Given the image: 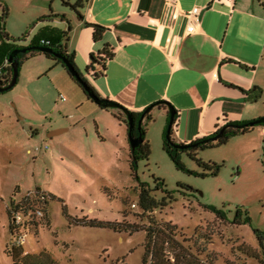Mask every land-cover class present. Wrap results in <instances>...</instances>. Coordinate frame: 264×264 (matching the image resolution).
Here are the masks:
<instances>
[{
  "label": "rangeland",
  "instance_id": "1",
  "mask_svg": "<svg viewBox=\"0 0 264 264\" xmlns=\"http://www.w3.org/2000/svg\"><path fill=\"white\" fill-rule=\"evenodd\" d=\"M65 1L0 0V59L14 41L27 47L33 39H56L53 30L60 25L43 28L40 20L67 9ZM3 29L12 40L2 38ZM64 70L38 54L24 61L16 86L0 93V264H14L7 252L15 245L13 201L38 188L49 196L47 215L26 231L25 253L47 250L58 264H143L147 233L125 228L148 226L152 217L178 226L177 239L202 261L261 264L254 230L264 231V124L198 152L202 163L219 166L215 175L186 153L183 168L177 166L164 148L168 122L155 111L145 126L151 154L139 161L137 179L128 126L115 116L119 111L89 100ZM260 78L263 91L253 93L257 119L264 117V72ZM158 179L165 192L156 190ZM142 184L157 199L168 192L174 201L143 214ZM207 206L224 209L227 220L217 219ZM238 208L248 212L250 223H233Z\"/></svg>",
  "mask_w": 264,
  "mask_h": 264
},
{
  "label": "crops",
  "instance_id": "2",
  "mask_svg": "<svg viewBox=\"0 0 264 264\" xmlns=\"http://www.w3.org/2000/svg\"><path fill=\"white\" fill-rule=\"evenodd\" d=\"M263 2L83 0L75 10V3L68 0L64 4L71 7V14L67 9L52 12L65 19L53 17L40 24L60 25L57 31L69 32L68 52L75 53L78 70L101 98L135 113L161 101L170 103L178 113L172 137L189 144L228 123L260 116L253 93L263 91ZM196 6L202 10L197 32L185 35L187 19L181 14ZM96 25L106 28L100 41L94 39ZM106 45L113 57L104 67L95 64L88 71L92 57ZM155 111L168 122L167 106L155 107L151 115Z\"/></svg>",
  "mask_w": 264,
  "mask_h": 264
},
{
  "label": "trees",
  "instance_id": "3",
  "mask_svg": "<svg viewBox=\"0 0 264 264\" xmlns=\"http://www.w3.org/2000/svg\"><path fill=\"white\" fill-rule=\"evenodd\" d=\"M264 5V2H263ZM83 6V0H77L75 4L73 5V8L76 10L78 8H81ZM61 17L62 19H65V15H58V14H51L48 16H45L41 19V21H44L46 19H52V18ZM106 32V28L102 26L96 25L94 27V39L95 41L102 40L104 33ZM54 36H57L56 39L52 37H43L40 40L33 39L28 46H45L42 45V41H50V45L47 47L52 48L54 51L61 53L69 58L70 62L74 65V67L78 70L76 63H75V53L74 52H68V49L66 47V42L68 40V31L59 32L57 30H53ZM2 38H4L7 41L12 40L10 36L6 33L5 29L2 30L1 34ZM65 42V44H64ZM20 47L18 44H16V41H14L13 46H9L5 48L6 50L3 52V56L0 59V71L3 69L7 71V68H4V65L6 61H9V57L11 53ZM38 54H43L37 51H30L25 54H19L18 58L20 61V69L24 61L30 59L31 57H34ZM47 56V58L55 60L56 66L61 65L69 74V76L72 78L74 82H76L84 91L86 96L89 100H91L84 90V88L75 80V78L70 74L66 66L64 65L63 61L56 58L55 56L51 54H44ZM113 51L111 48L106 45L103 51L98 56L92 57V64L88 67V71L93 69L95 67V64L105 66L107 60L111 59L113 57ZM9 75H12L13 77V68H9ZM79 71V70H78ZM80 72V71H79ZM82 75V74H81ZM83 79L87 81V79L82 75ZM91 90L98 95L96 90L91 86V84L88 82ZM99 96V95H98ZM159 107L166 108L164 104L159 105ZM144 112V111H143ZM143 112L141 113H135L131 112L132 116L135 119V125H137L138 120L141 118ZM115 116L123 123L127 124L126 116L122 111H119V113L115 114ZM178 113L176 111L175 114V122L177 120ZM153 119L151 115V111L148 112L145 116V122L143 124V131L146 132L145 126L146 123L151 121ZM169 122V120H168ZM246 122H231L227 125H237V124H243ZM168 125V124H167ZM254 127H248L245 129H234V128H228L226 131V134L224 137H222L220 140L216 142H208V143H200L197 146H191L187 149H177L173 146V142H176L173 137L170 141L167 138V128L164 132V138H165V144L164 148L166 152L169 153L171 158L174 160V162L177 164L179 168H183V163L181 162V154L186 153L189 157H191L194 160L197 159L198 152L200 150H204L207 148H213L217 147L223 144H226L232 136L248 133L250 132ZM218 131H216L214 134L203 138V139H211L212 137L216 136L218 134ZM130 133L129 126H128V134ZM133 136L138 135V130L135 127L133 132ZM173 136V132H172ZM145 141L140 144L135 150L131 149V158H130V166L132 169V172L136 174V178L138 179L137 171H138V164L141 160H148L151 154V145L150 142L146 139V135L144 137ZM202 139V140H203ZM201 140H197L195 142H199ZM194 143V142H193ZM199 164L202 165L205 169L211 170L214 169V174L216 175L219 171L218 165H209L204 164L201 162V160H198ZM156 189L157 190H163L166 191L165 183L164 181L157 180L156 182ZM180 187L186 189L187 191H191V188H185V186L180 185ZM151 189L148 188L146 185L142 184L140 186V201L139 205L141 209L143 210V214H151L154 211L158 209H164L165 207L169 206L173 201V196L169 194L168 192L165 197L162 199H157L154 197L151 193ZM41 189H37L36 196L30 197L29 195H26L21 201L16 202L13 201L12 206L10 208V214L11 217H13V212L22 210L24 214L26 215L28 213V210H34L35 206H37L39 203H43L46 207V204L48 203L49 196L45 193H42L41 196H43L44 200L42 201L40 197ZM207 210L212 211L217 219L220 220H227V212H225L224 209H219L215 206H207L205 207ZM237 215L235 219L233 220V223H237L240 225L250 223L251 219L249 217L248 212H244L242 209H237ZM127 231L133 232L138 231L140 229H144L147 233V240H146V254L144 257L143 264H215L214 258H210L208 261H202L197 255L193 254L189 247H186L179 239H177L178 236V226L174 225L173 223L169 222H158L154 218H150V224L145 227H140L139 225H127L125 228ZM13 223H11V233L13 234ZM255 235L257 236V240L259 242V246L261 249V264H264V231H261L259 229L254 230ZM252 251V257L258 258L255 250ZM9 256L12 258L14 264H58V262L52 257L49 251L43 250L39 253H25L23 250V247L13 245L10 249L7 250ZM251 254V253H250Z\"/></svg>",
  "mask_w": 264,
  "mask_h": 264
},
{
  "label": "water",
  "instance_id": "4",
  "mask_svg": "<svg viewBox=\"0 0 264 264\" xmlns=\"http://www.w3.org/2000/svg\"><path fill=\"white\" fill-rule=\"evenodd\" d=\"M30 51H37V52H40L43 54H51V55L55 56L56 58L62 60L64 65L66 66V68L70 72V74L84 88V90L88 94L89 98L93 102H95L96 104H98L99 106H101L104 109H117L118 111H122L126 116V120H127L128 126H129V130H130L129 140H130V146H131L132 150H135L140 144H142L145 141L144 137L146 135V132L143 131V124L145 122L146 114L161 104L166 105L168 107V110H169V122L167 125V138L170 141L172 140L171 139L172 138V129H173V126L175 124L176 109L170 103L165 102V101H161V102L150 105L149 107H147L144 110L141 118L137 122V125H135V119L132 116L131 111H129L127 108H125L124 106H122L118 102H115L113 100H109L106 98H101L100 96L96 95L91 90L88 82H86L83 79L81 73L70 62L69 58L66 57L65 55L61 54V53L54 51L52 48L47 47V46H27V47H23V48H19V49L14 50L9 57V63L11 64V67L13 68V77H12L11 82L6 87L0 88V92L8 91V90H10L16 86V84L18 83V78H19V74H20V61H19L18 55L20 53L24 54V53H27ZM263 124H264V117L259 118L257 120L249 121V122H246L243 124L225 125L220 129L218 134L216 136L212 137L211 139H203V140L201 139V141H199V142H194V143L192 142L189 144L173 142V146L177 149L183 150V149H187L191 146H197L200 143L216 142L225 136L228 128H234V129L242 130V129H245L248 127H255L257 125H263ZM135 127L138 130V135L133 136L132 132H133ZM60 133H61L60 130L54 131L53 135L56 136V135H59Z\"/></svg>",
  "mask_w": 264,
  "mask_h": 264
},
{
  "label": "built area",
  "instance_id": "5",
  "mask_svg": "<svg viewBox=\"0 0 264 264\" xmlns=\"http://www.w3.org/2000/svg\"><path fill=\"white\" fill-rule=\"evenodd\" d=\"M176 7V6H175ZM201 8L194 7L190 12L183 13V15L187 19V26L185 29V35H192L197 32L199 23H200V15H201ZM178 14V12H177ZM176 14V18H177ZM180 14H178L179 16ZM42 45L49 46L50 41H42ZM48 149V147H46ZM30 197H35L36 194H29ZM40 197L42 201L44 200L43 196ZM46 207L42 203H39L35 206L34 210H28V213L25 215L22 210H16L13 212L12 223H13V238L15 245L22 247L27 238L26 231L32 228H36L35 226L38 225V222L43 218H46Z\"/></svg>",
  "mask_w": 264,
  "mask_h": 264
},
{
  "label": "flooded vegetation",
  "instance_id": "6",
  "mask_svg": "<svg viewBox=\"0 0 264 264\" xmlns=\"http://www.w3.org/2000/svg\"><path fill=\"white\" fill-rule=\"evenodd\" d=\"M20 46V45H19ZM20 47H23V46H20ZM21 54V53H20ZM25 54V53H24ZM11 67V64L9 63V61H6L5 65H4V68H7L9 70V68ZM5 71L4 69L2 71H0V88L2 87H6L10 82L8 81V77L10 76L9 75V71ZM12 80V79H11ZM1 93V92H0ZM227 125V124H226ZM222 127H220L219 129H221ZM218 129V130H219ZM217 130V131H218ZM157 190V189H156ZM240 209V208H238ZM237 212V210H236ZM228 216V215H227ZM235 219V218H234ZM233 219V220H234Z\"/></svg>",
  "mask_w": 264,
  "mask_h": 264
}]
</instances>
